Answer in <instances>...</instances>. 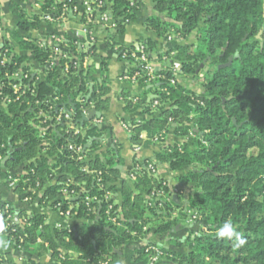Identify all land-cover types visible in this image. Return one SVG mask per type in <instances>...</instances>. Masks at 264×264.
<instances>
[{
	"label": "trees",
	"instance_id": "trees-1",
	"mask_svg": "<svg viewBox=\"0 0 264 264\" xmlns=\"http://www.w3.org/2000/svg\"><path fill=\"white\" fill-rule=\"evenodd\" d=\"M104 1L108 4L100 11L118 18L117 34L123 36L127 27L137 21L142 2ZM37 2L41 4L42 16L11 3V9L21 20L19 29L37 28L41 17L58 18L65 7L81 6L80 0ZM151 2L157 15L146 19L147 32L165 40L173 37L184 42L196 38L192 46L170 43L175 46L160 54L159 62L168 59L172 65L179 64L187 77L199 80L202 90L197 93L180 85L172 86L174 74L169 68L157 73L160 79L148 82L141 66L129 59L133 67L128 77L139 73L137 83L142 90L126 98V108L131 112L142 109L141 113L146 115L144 121H134L129 130L135 142L146 132L153 143L157 137L163 141L176 125L174 131L183 141L163 148L155 160L139 165L133 184L123 183L119 216L124 228L110 226L103 217L107 204L104 195L117 193L116 184L122 173L118 166L124 162L118 146L102 152L108 134L105 129L92 122L83 126L81 123L82 107L98 112L110 109L109 58L99 56L96 46L85 50L78 40L71 39L65 43L70 51L71 70L68 76H63L62 66L50 68L48 64L50 46L41 47L12 33L19 49L27 55H14L11 63L0 67V85L15 100L8 83L19 81L9 80L6 75L22 68L28 74L27 92L19 101L0 106V157L4 160L13 152L5 169L0 165V173L18 179L15 192L32 197V201L38 200L43 207L50 203L52 206L61 203L64 211L70 205L78 207L74 212L82 223L71 230L51 229L45 216L14 209L19 223L15 221L6 232L0 224V235L15 247H19L21 237L24 252L51 253L59 264H95L107 258L116 264L118 254L145 234L153 231L170 235L188 227L185 221L193 219L194 229L188 227V253L162 248L167 255L164 259L172 264H264V0ZM86 20L87 14L82 13L81 22ZM107 42L120 58L126 51L139 54L135 47ZM141 44L149 60L152 59L157 52L156 44L150 39ZM30 55L42 67L44 79H40L32 66L21 67ZM96 59L100 62L98 70L95 65H89ZM230 59V67L220 68ZM51 97L58 98L57 102L52 104ZM134 100H137L135 104ZM156 102L158 106L154 107ZM62 108L73 112L72 120L57 124L58 111ZM76 129L80 131L77 135ZM70 145L83 146L88 161H77L68 149ZM155 161L169 164L172 172L185 170L179 180L192 186L188 194L181 190L180 204L173 201L162 211L146 205V198L163 187L164 181L148 170ZM84 168L102 173L103 190L95 176L86 174ZM19 169L23 171L21 175L11 174ZM65 189L74 191L75 195L64 198ZM165 191L169 193L170 189ZM94 196L101 202L86 204L85 199ZM88 206L93 209L91 212ZM179 206L180 213L174 219V209ZM99 211L100 225L95 224ZM171 243L178 248L183 245L177 239ZM146 258L143 248L134 251L132 261L137 263ZM0 264L17 263L7 254L0 256ZM26 264L37 263L27 260Z\"/></svg>",
	"mask_w": 264,
	"mask_h": 264
},
{
	"label": "crops",
	"instance_id": "crops-1",
	"mask_svg": "<svg viewBox=\"0 0 264 264\" xmlns=\"http://www.w3.org/2000/svg\"><path fill=\"white\" fill-rule=\"evenodd\" d=\"M140 1L142 2V5L141 11L137 16V21L127 27L125 34L118 37L117 42L126 48L135 47V49L138 50V45L141 42L149 39L152 40L157 46V52L152 55V63L155 66L156 70L160 72L166 62L160 63L158 61V56L165 53L167 50H171L175 46V44L167 43L165 39L159 38L156 34L147 32L145 30L144 23L146 19L150 16H156L157 14L154 10V6L151 0ZM12 2L20 4V6L23 9L27 10L29 13L42 16L41 4L38 3L37 0H0V23L8 29L11 35L12 33H14L32 42H41L42 44L50 45L51 36L53 35L61 37L62 39H64L65 43H67L71 39L76 40L75 32L81 31V27L77 23L76 19L79 15L81 16L82 14L81 7L83 0H80V12L75 14L72 13V16L69 14L68 21L42 24L43 18L45 17L43 16L41 17V21L37 28H29L25 31L19 29L21 20L19 16L16 15L11 9ZM79 42L85 50L86 48L90 47L84 34H82V39ZM176 44H184L186 46L193 45L190 41H180ZM93 46H96L99 56L109 58L111 105L109 111L98 112L95 109L91 108L90 113L92 112V110H95L96 112L101 114V118L95 117L100 121L95 125H99L108 132L107 136H105L106 145L103 148L102 152L107 153L111 146H118L120 148V157L122 158L124 165L118 166V169L121 168L119 170L122 173L119 181L116 184L118 187V191L114 196V200L120 210V205L122 202L121 187L123 183L127 182L129 184H133L135 181V178L131 179V177L129 176V172H135L139 165L144 166L147 160H154L156 155L161 152L163 148L172 146L178 142H182L184 138H182L181 136L173 135L176 128V125H173V129H171L166 138L159 143L149 142L148 134L146 132L141 133L138 142H135L133 140L134 136L129 130L132 123L134 121L139 122L146 119V115H143L141 113L142 109L131 112L126 108V98L129 96H133L142 90L141 87H139L137 81L133 82L128 79L129 70L133 66H131V64L129 63L130 60L120 58V56L114 54L106 38L102 34L98 35L97 42ZM17 51L20 52L21 55H27L25 51L23 52L20 49H18ZM26 64L27 66H32L34 71H39L41 68L39 62L34 61L31 55L29 56V60L26 62ZM89 65H95L96 69L98 70L100 68L99 59L91 60L89 62ZM40 76L41 79L45 78V75L43 73H41ZM96 77H99L98 73H96ZM182 83L185 84V88H187L188 90L197 93H200L201 91L198 87L196 79L194 78H184V80H182ZM153 98V95H151L150 99ZM136 102L137 100H134V104ZM158 114L159 113L157 112L156 115L158 116ZM90 122L93 123L94 121L91 120ZM90 122H87L85 124H88ZM22 173V169L11 171V174H13V176L21 175ZM184 173L185 170L172 172L169 167L168 169L161 172L160 179L166 180L171 186L185 188V186H187L188 184L181 183L179 180L184 175ZM7 177V173H0L1 199L6 203L11 204L16 211H24L29 215L35 213L45 216L47 225H49L50 228L53 229L54 223L59 220V217L56 215V213L46 210L41 204H39L38 200L25 203V197H23V194H17L13 188L11 189L7 185ZM147 199L148 197L146 198V201ZM180 203L181 202L178 199V204ZM79 223H82V221H79L78 219L71 220V225L74 229ZM95 224H101L98 218L96 219ZM179 234V230L170 235H162L155 232H149L145 234L138 242L128 245L123 253H119V258L116 264H147L146 260L137 263L132 261L134 251L143 249L147 243H153L165 248L166 250H173L180 253L182 248H178L171 243L175 235ZM7 254H10L15 262L19 257H23L25 259V262L27 260H31L37 264H59L58 260L53 258L51 253L40 254L39 252H19L12 244L7 242L4 236L0 235V256H6ZM159 264L172 263L169 260L163 259Z\"/></svg>",
	"mask_w": 264,
	"mask_h": 264
},
{
	"label": "built area",
	"instance_id": "built-area-1",
	"mask_svg": "<svg viewBox=\"0 0 264 264\" xmlns=\"http://www.w3.org/2000/svg\"><path fill=\"white\" fill-rule=\"evenodd\" d=\"M108 3L104 0H83L82 2V13L87 14V20L86 22H81L82 21V14L81 16L79 15L77 17V23L81 27V31H76L75 32V38L78 41H81L82 39V34L86 36V39L88 41L89 46H93L96 44L98 35L102 34L106 40L110 41L111 43L114 41H117L118 39V34H117V17L112 16L108 11L101 12V8L106 6ZM133 6V4H132ZM72 10L73 14L80 12L79 7L75 8H69L65 7L63 12L59 15L58 18H53L51 15H47L43 18V23L42 24H48V23H57L60 21H68L69 20V14L70 11ZM96 14V16H95ZM82 34H81V33ZM167 43H173L174 41L176 43H179L180 40H174L173 37H169L167 40ZM144 42V41H143ZM17 43L13 40L11 33L8 31L7 28L4 27L3 24L0 23V67L5 68L8 63L12 62V57L14 55H21L20 52L17 50L19 49V46L16 45ZM41 47L46 46L45 44H42L41 42L38 43ZM51 47V57L49 59V66L50 68L54 66H62L61 67V73L63 76H68L71 70V56H70V51L66 48V44L64 39L57 35L51 36V42L50 45ZM138 51L139 54L134 52V51H126L123 54V59H131L134 60L137 64H139L142 68V71L146 74V77L148 78V82H152L156 79H160V77H157V73L159 71L156 70L155 66L152 63V59L149 60L148 55L145 53V48L144 46L140 43L138 45ZM173 57H175V54H171ZM159 61V60H158ZM166 64L163 66V68L160 70H165L166 68H169L173 74L174 78L171 81L172 86L180 85L181 87L185 88V84L182 83V80L184 78H187V76L183 73L182 68L179 64L177 65H172L171 60L165 59L163 63ZM62 63V65H61ZM27 66L26 62L21 64V67ZM74 68L77 67L76 64L73 65ZM34 71V70H33ZM36 74L39 75L41 79V73L42 72V67L40 68L39 71H34ZM44 74V73H43ZM140 74L136 73L133 77H129L133 82H136L138 78H140ZM6 78L9 80H15L19 81V83H8V87L12 90L13 94L16 96L15 100H12L9 98V96L4 93V85H0V106L2 107H7L9 104L19 101L22 99L26 92H27V80H28V74L25 73L22 68H20L19 71L13 73V74H7ZM194 78V77H191ZM196 79L197 84H199V80ZM187 89V88H186ZM58 98H52L51 97V103L54 104L56 103ZM81 104H86V101L79 100ZM158 106V102L154 104V107ZM82 116L83 118H87L89 116V113L91 111V107L89 108H84L82 107ZM72 115L73 112L71 110H67L65 108L59 109L58 111V116L56 118V123L61 124L63 121L71 122L72 120ZM94 124H98L100 121L96 118L93 119ZM79 130H75V135L79 134ZM155 143L161 142L160 138L157 137L154 139ZM69 151H72L74 153L75 158L77 161L80 162H87L88 158L84 156V148L83 146H78L74 147L73 145L69 146ZM179 150H181L179 146ZM155 160V159H154ZM3 162V157H0V165H2ZM170 166L169 164H162L157 161H155V165L150 164L148 166V170L154 174L155 176L160 177V174L163 170L168 169ZM83 171L88 174V175H93L95 176V179L99 183V188L101 190L104 189L102 185H100V182L102 181L101 176L102 173L98 171H91L87 168H84ZM140 171V167L138 166L135 172H132L130 175L131 179L135 178L134 175L135 173ZM163 180V179H162ZM163 187L160 190H154L147 199V207L149 209L154 208L157 211H162L165 209L166 205L171 204L173 201H175V198H178L179 193L181 190H185V193L188 194L189 192L192 191V186H185L183 187H174L169 184L166 180H163ZM19 180L15 179L13 177H9L7 179V185L12 189L18 185ZM71 184V180L68 181V185ZM165 188H169L170 191L169 193H166ZM35 194V193H34ZM63 195L64 198H71V196L75 195L74 191H70L69 189L63 190ZM115 194L112 192H107L104 195V202L106 204V208L103 213V217L106 221L107 224H109L112 227L115 228H124V224L121 221V218L119 216L120 210L115 202L114 199ZM32 201V197H25L24 202L29 203ZM101 202L100 198L98 196L94 197H87L85 199L86 204L90 205L92 202ZM183 203V202H182ZM48 211H53L56 213V215L59 217V220L54 223L53 229L57 230H71L74 229L73 226L71 225V220L76 219V212L78 207H73L69 206L67 210H63V206L61 203L52 206L51 203L48 204L47 206L44 207ZM89 212H91L93 209L88 206ZM13 206L9 203L4 202L1 197H0V224L3 225L2 231H8L12 229V226L15 224V216L13 213ZM188 214L190 215L191 212L188 211ZM177 215L176 213H173V218H176ZM186 225L190 229H194L193 225V219H187L185 221ZM15 232V230H13ZM195 235L192 237L194 239ZM20 239V245L19 247H14L16 248L17 251L19 252H24L22 249L21 244L23 243V240L21 237ZM15 238H12V241H14ZM15 242V241H14ZM38 243H41L40 240H38ZM163 247L158 246L156 244H149L147 243L144 246L145 249V254L147 255L146 262L147 264H159L164 257H167L165 252L162 250ZM17 264H25V259L23 257H19L16 261ZM95 264H112V259L107 258L105 260H100Z\"/></svg>",
	"mask_w": 264,
	"mask_h": 264
},
{
	"label": "rangeland",
	"instance_id": "rangeland-1",
	"mask_svg": "<svg viewBox=\"0 0 264 264\" xmlns=\"http://www.w3.org/2000/svg\"><path fill=\"white\" fill-rule=\"evenodd\" d=\"M32 3H33V1H32ZM187 41H190L193 45L196 44V38L194 36L189 38ZM198 87L200 88V90H202L200 82L198 84ZM169 132H170V130L167 132V134ZM167 134H166V136H167ZM173 135L180 136V134H177L176 132H174ZM180 209H181L180 206L177 207L176 209H174V213H176L177 217H178V214L180 213ZM164 213H166V211ZM183 226H184V224H183ZM196 229L200 230V227L197 226ZM189 232L190 231H189L188 227L184 226L183 229L180 230V234L179 235H175V237H174V239L183 241L182 250L180 251V253H186L187 254L188 251H189V248H190V242H189V239H188L189 238V236H188Z\"/></svg>",
	"mask_w": 264,
	"mask_h": 264
},
{
	"label": "water",
	"instance_id": "water-1",
	"mask_svg": "<svg viewBox=\"0 0 264 264\" xmlns=\"http://www.w3.org/2000/svg\"><path fill=\"white\" fill-rule=\"evenodd\" d=\"M72 13H73V12H72V10H71V11H70V15H71V16H72ZM231 62H232V59L229 60V63H228V64L222 65V66H220V68H228V67H230V66H231ZM206 64H207V62H205V63L201 66V68L203 69V68L205 67ZM92 88H93V86L90 87V91H91V92H92ZM90 97H91V93H90V95L88 96V99H90ZM95 117L101 118V114L98 113V112H96L95 110H92V112L89 113V116H88L87 118H83V119L81 120L82 126H83L85 123L90 122L91 120H93ZM12 154H13V152L10 151L9 154H8V156L3 160V162H2V167H3V169H5L6 165H7L8 162L10 161ZM119 169H121V168H119ZM76 201H77V200H76ZM175 202L178 203V198H175ZM100 214H101V213H100V211H99V212H98V220H100ZM15 220H16L17 223H19V216H18V215L16 216ZM188 236H189V235H188Z\"/></svg>",
	"mask_w": 264,
	"mask_h": 264
}]
</instances>
